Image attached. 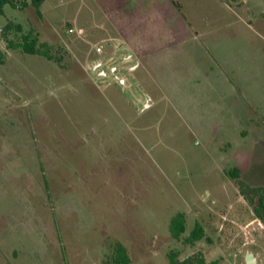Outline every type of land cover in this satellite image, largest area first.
Returning <instances> with one entry per match:
<instances>
[{
    "label": "rangeland",
    "instance_id": "rangeland-1",
    "mask_svg": "<svg viewBox=\"0 0 264 264\" xmlns=\"http://www.w3.org/2000/svg\"><path fill=\"white\" fill-rule=\"evenodd\" d=\"M184 1L43 0L41 16L30 0L2 6L0 29L22 26L10 40L31 29L61 64L8 48L0 31V264H109L116 242L130 264H167L170 249L264 264V225L225 173L264 185V97L224 101L214 82L206 100L195 85L218 50L264 58V35L225 24L215 0ZM178 213L210 242L175 241Z\"/></svg>",
    "mask_w": 264,
    "mask_h": 264
},
{
    "label": "crops",
    "instance_id": "crops-1",
    "mask_svg": "<svg viewBox=\"0 0 264 264\" xmlns=\"http://www.w3.org/2000/svg\"><path fill=\"white\" fill-rule=\"evenodd\" d=\"M179 3L182 7L185 5L184 0H180ZM213 10L215 11V14L221 13L224 15L220 17L224 19V23L227 25L236 26V24H242L243 26L254 31L256 37H259L261 34L264 35V0H215ZM225 11H227V13ZM204 26L209 27L210 23L206 22ZM232 33L236 36L235 31ZM212 56L213 63L217 65L218 70H216L213 63H211L206 67L205 72L204 70L197 71L198 73H196L195 77L196 89L203 99L208 100L210 97V95H208L209 92L211 93V100H213L215 97V90L213 89L214 82H217L218 88L216 86L214 87L217 88L221 94L219 99L224 101L227 99L232 100V98H235V96H241L237 94L238 92L244 95L247 105L253 106L251 103L255 102V104H257L264 97L262 94L261 85L259 84L260 81H258V77L264 75L263 54L235 55L232 53L224 54L222 51L218 50V53ZM144 57L149 59L151 54H144ZM139 64L140 63H137V66H139ZM236 77L237 79H233ZM252 78L253 83L254 80L256 83H250ZM242 81L244 88L243 91L239 88V85L242 86ZM162 82L165 85L164 91H170V95L172 97H175L173 92L182 90L177 89L171 92V90L175 88V86H172L174 81L172 80L171 76H164ZM149 98L151 97L149 96ZM233 116L241 117L242 115L234 111ZM243 120L244 122H247L246 117H244ZM248 122L253 123L251 120ZM261 123L263 124L262 117L257 119L255 122L257 125ZM251 127L248 130H251ZM245 131L246 130L244 129L243 132ZM260 134V144L264 146L262 127Z\"/></svg>",
    "mask_w": 264,
    "mask_h": 264
},
{
    "label": "trees",
    "instance_id": "trees-1",
    "mask_svg": "<svg viewBox=\"0 0 264 264\" xmlns=\"http://www.w3.org/2000/svg\"><path fill=\"white\" fill-rule=\"evenodd\" d=\"M43 0H30V3L34 6L38 16H41L39 6ZM9 3L12 6L19 8L25 7L28 4L27 1H21L20 4H16L13 0H0V12H2V6ZM22 32V26L19 23H15L8 20L3 28H1L2 39L6 41L8 48L20 49L21 52L30 55H41L48 60H52L57 64H61V59L56 54L51 53V48L39 41L38 34L31 29L20 34V38L16 43L8 38V34L11 32ZM5 51L0 46V62L2 61ZM263 141H264V125ZM226 175L233 179L237 190L243 199L251 206L253 215L264 225V185H252L246 182L241 177V172L238 167H233L228 171H225ZM170 236L182 246H193L197 241L206 240L210 242V238L206 235L205 229L201 222L194 220L192 226L187 230L186 221L182 214H175L171 217L168 225ZM179 250L170 249L166 253L167 264H222L221 258L213 260H207L201 251H197L192 255L180 259ZM64 259V256H63ZM65 261V259H64ZM109 264H130L131 259L126 250V247L120 242H116L108 256ZM66 264V263H65Z\"/></svg>",
    "mask_w": 264,
    "mask_h": 264
},
{
    "label": "water",
    "instance_id": "water-1",
    "mask_svg": "<svg viewBox=\"0 0 264 264\" xmlns=\"http://www.w3.org/2000/svg\"><path fill=\"white\" fill-rule=\"evenodd\" d=\"M98 64H96L94 66V68L97 66ZM104 73V72H103ZM105 74V73H104ZM244 261H245V264H257V259L254 255V253L252 252H248L245 257H244Z\"/></svg>",
    "mask_w": 264,
    "mask_h": 264
},
{
    "label": "built area",
    "instance_id": "built-area-1",
    "mask_svg": "<svg viewBox=\"0 0 264 264\" xmlns=\"http://www.w3.org/2000/svg\"><path fill=\"white\" fill-rule=\"evenodd\" d=\"M16 4H20L21 1H24V0H13ZM1 31V29H0ZM70 31H72V29H70ZM101 49V47H98L97 50Z\"/></svg>",
    "mask_w": 264,
    "mask_h": 264
}]
</instances>
